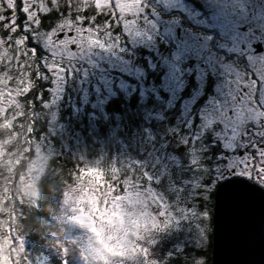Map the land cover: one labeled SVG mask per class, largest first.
<instances>
[{
    "label": "rangeland",
    "instance_id": "1",
    "mask_svg": "<svg viewBox=\"0 0 264 264\" xmlns=\"http://www.w3.org/2000/svg\"><path fill=\"white\" fill-rule=\"evenodd\" d=\"M191 1L168 0L167 5H162L161 0H131V3L116 0L122 20L130 11L125 32L131 34L127 37L131 47L117 54L123 60L113 59L99 49L89 51L84 46L82 62L90 61L95 66L89 79L86 82L53 80L50 72L41 71L43 82L40 87L43 91L40 97H36L38 89L24 96L33 88L29 83V72L35 71L36 63L32 55L25 57V48L15 43L5 47L8 41L0 42V264H55L54 258L64 259L65 256L74 257L77 264H155L156 260H163L164 264H190L195 259L194 251L201 250L196 244L201 222L194 218L181 219L178 226L163 234L158 219L162 212L156 208L159 206L163 210L165 204L162 200H165L179 218L181 213L176 211L177 208L193 207L188 193L194 191L190 182H195L200 175L193 171L200 160L199 153L203 150L207 151L204 152L206 155L223 159V153L217 152L216 147L227 149L231 145L224 139L227 128L214 126L220 109L217 111L209 103L200 110L203 123L198 113L193 124L199 127L190 125L184 133L180 124L182 105L177 101L176 112L167 111L161 93L156 95L151 108L144 104L142 95L137 99L139 105L136 107L122 104L124 111L131 110L122 112V115L104 108V102L116 97V91L122 100H126L127 93L136 86L135 49L137 46H142L145 51V47L149 48L147 40L140 38L155 30L153 20L160 25L163 34L164 20L170 16L183 17V27H179L178 34L177 27L173 28V43L180 47L186 42L184 33L188 29L213 30L221 14L235 7L225 0H193L197 5ZM106 2L87 0L88 4L98 6L106 5ZM132 4L136 7L133 8ZM90 9L89 13L92 12ZM73 11H81L78 0H73ZM104 11L110 9L104 7ZM54 35L55 32L51 34L52 44L45 48L41 63L48 67L51 63L69 65L77 60V56L67 55L70 48L65 49L53 41ZM163 67L156 68L161 75L157 87L169 97L171 92L162 81L164 73L170 69ZM100 80L105 86L103 95L94 84ZM41 98L40 104L31 105L33 99ZM129 117H138L139 120L133 122ZM259 118H264V106L262 110L253 109L250 113L252 121ZM176 127L181 128L182 140L195 145L191 164L188 155L191 148L164 140L168 129ZM145 133L154 136L162 148H168L166 163L155 162V153L164 160L160 148H156L151 157L144 156L145 146L141 141ZM206 134L209 140L204 143ZM88 137L98 146H92L90 142L86 144ZM79 143L83 153L92 154L88 159L83 154L86 164H97V169L89 165L85 170H75L76 177L70 183L69 180L60 181L54 224L59 229L66 225L68 231L64 230L58 238L49 234L43 236L41 242L33 240L23 225L22 209L29 210L35 203L37 182L49 171L48 159L57 154L73 157L77 152L75 145ZM205 144L207 147H203ZM141 173L148 176V181L142 177L133 179ZM52 174L56 175L54 169L50 171ZM122 176L125 177L123 180L120 179ZM195 207L199 208L198 205ZM205 207L208 209L207 203ZM75 208L78 213H74ZM76 216L89 222L95 237L92 243L87 235L86 244L77 231L80 229L71 225ZM74 229L78 235L72 233ZM193 235L196 240L191 239Z\"/></svg>",
    "mask_w": 264,
    "mask_h": 264
},
{
    "label": "snow or ice",
    "instance_id": "2",
    "mask_svg": "<svg viewBox=\"0 0 264 264\" xmlns=\"http://www.w3.org/2000/svg\"><path fill=\"white\" fill-rule=\"evenodd\" d=\"M123 2L131 3V0H123ZM225 2L235 7L221 14L217 27L208 32L188 29L184 33L186 42L180 47L173 43L175 36L173 28L183 27L181 16H170L164 20L166 27L163 29V34L160 25L153 20L156 35L148 33L144 37L155 50L148 53L152 60L151 65L146 64L144 69H136V73L142 75L145 71H155L161 65L170 69L164 73L162 81L171 92L169 97L164 98L165 107L175 108L179 97V103L182 105L180 124L184 133H187L190 125L199 127L198 124H193L198 113L203 123V114L200 110L211 102L213 96L217 97V104L224 101V96L218 91L220 85H228L238 94L235 97L228 96V100L234 99L237 104L241 102V97L250 96V107L259 106V92L264 91V0H225ZM78 3L80 12L73 11V0H0V42L7 40L8 44L5 47L14 43L24 47V56L31 54L36 62L35 71L29 72V83L33 84V88L24 93L25 97L34 89H38L36 97H40L43 91L40 87L43 82L41 71L45 74L50 72L53 80L86 82L91 69L95 66L90 61L82 62L84 46L89 51L99 49L110 54L113 59L121 60L123 57L117 54L131 47L127 38L131 34L125 32L130 11L124 14L122 20L116 0H107L106 5L99 6L96 3L88 4L87 0H78ZM161 4L167 5L168 0H161ZM89 7L95 10L89 13ZM104 7L110 11H104ZM132 7L135 8L136 5L132 4ZM137 15H139L138 10ZM53 20L56 22L53 23ZM53 32L57 42L65 49L70 48L67 55L78 57L73 63L69 65L51 63L48 67L41 63L46 54L45 48L52 44ZM78 49H81L79 53ZM186 62L187 67H185ZM17 66H20L19 57H17ZM214 69L219 70L218 80L211 94L204 99L203 92L208 87V77ZM97 84L96 90L103 95L105 86L102 80ZM228 91L227 87L224 88V93ZM81 95L83 96L84 93L82 92ZM147 96L148 93H143L141 99H146ZM40 102L42 98L33 99L31 105L34 107ZM233 114L230 109L229 115ZM164 140L183 143L185 147L191 148L192 151L188 155L189 164L192 163L191 156L195 151V145L182 140L180 127L168 129ZM141 143L145 146L144 156L151 157L156 148L162 149L164 160L159 158V153H155V162L166 163L165 154L168 148H162L154 136L145 133ZM149 148L151 150H148ZM217 152L223 153V159L220 156L213 158L211 155H206L203 150L199 153L200 160L193 171L200 175L195 182H190L194 191L188 193L193 207L177 208L176 211L181 213L179 218L170 210L165 200H162L165 204L163 210L159 206L156 208V211L162 212L158 219L159 230L163 234L170 228L178 226L181 219L194 218L200 221L196 244L201 250L206 245L209 231V213L205 207L207 198L215 194L217 199L219 187L225 182L239 181L249 185L248 181H252L249 186L264 187V118L248 121L244 124L238 139L227 149L217 148ZM141 177L148 181V176L144 173L133 176V179L140 180ZM124 178L120 177L121 180ZM196 205L199 206L198 209ZM54 260L55 264H77L74 257L65 256L64 259L54 258ZM155 264H164V261L156 260ZM190 264H205V261L198 256L191 260Z\"/></svg>",
    "mask_w": 264,
    "mask_h": 264
},
{
    "label": "water",
    "instance_id": "3",
    "mask_svg": "<svg viewBox=\"0 0 264 264\" xmlns=\"http://www.w3.org/2000/svg\"><path fill=\"white\" fill-rule=\"evenodd\" d=\"M249 185L225 182L213 194L211 264H264V192Z\"/></svg>",
    "mask_w": 264,
    "mask_h": 264
},
{
    "label": "flooded vegetation",
    "instance_id": "4",
    "mask_svg": "<svg viewBox=\"0 0 264 264\" xmlns=\"http://www.w3.org/2000/svg\"><path fill=\"white\" fill-rule=\"evenodd\" d=\"M192 3H194V2H192ZM89 9H90V7H89ZM90 11H92V9H90ZM183 29H185V28H183ZM178 31H179V27H177V29H176V34H178ZM151 34L153 36H155L156 35L155 30H152ZM147 35H148V33L147 34L144 33L143 37H141L140 39L145 40L144 37H146ZM53 41H57L55 39V35L53 37ZM148 47H149L148 49H147V47H145L146 51L144 49H142V46H137V48L135 49V63L137 64V68H139V69H144L146 64L151 65V63H152V60L149 57L148 53L154 51L155 49L151 45H148ZM106 67H107V64L104 65V68H106ZM185 67H187V62L185 63ZM159 71H161V70H159ZM218 75H219L218 69H214L210 73V75L208 77V87L203 92L204 99H207L208 96L213 91V86L216 83V81L218 80ZM159 76H161V75H158V72L156 70L155 71H145V72H143L142 75L137 74L136 86L133 88V90L129 94L127 93V95H128L127 99L122 100L119 97L120 94L116 91L115 92L116 97H112L110 100H106L104 102L105 103L104 108L110 109L112 107L111 105L113 102H117L118 103L117 106L120 109H123L125 107V106L121 107L122 104H125V103L130 108L136 107L135 105H139L136 101H137V99L140 98L139 96L142 95L143 93H148L147 98L144 99V104L146 106H148L149 108H151L152 105L155 103V100L157 97L156 95L158 93H161L160 96L163 99L168 97V95H166V93L160 92L161 89L157 87ZM97 77L100 78L101 76L97 75ZM97 82L98 81H95L94 84L98 85ZM111 87L113 88L114 85L112 84ZM226 87L229 89V91L227 93H224V88H226ZM218 91L219 92L222 91L221 94L224 96V101L220 104H217L216 103L217 97L216 96L212 97L210 104L211 105L213 104L212 106L214 107V109L217 108V111L220 109V112L218 113L219 117L215 120L216 124L214 123V126H216V127L219 126L221 128H227V129H225V132H224L225 133L224 139L229 140L228 142L230 144H232L240 136V134H241L240 131L243 128L244 124H246L250 120L252 121V119H250L251 111H253V109L262 110V106H264V91L259 92V106H257V107H250V102H251L250 96L249 97H241L240 98L241 102L239 104H237L234 99L228 100L229 95H231L233 97L238 95L237 93L232 91V89L228 85H220ZM177 101H179V97H177ZM252 103H255V102H252ZM214 109H213V111H214ZM230 109L234 113L233 115H229ZM171 110L176 112L175 108H167V111H171ZM214 112L216 113V111H214ZM195 121L196 120H194V122ZM208 140H209L208 138L204 137V141L208 142ZM218 147H216V150ZM204 152L207 153V151H204ZM248 182L250 184H252V181H248ZM256 188H258L259 190L264 192V187L256 186ZM206 196H207V194H206ZM207 204H208V209H209V210L207 209V211L209 213L208 236L210 234V240H211L213 194L210 198H207ZM263 234H264V223H263ZM191 239H196V236H194V235L191 236Z\"/></svg>",
    "mask_w": 264,
    "mask_h": 264
},
{
    "label": "trees",
    "instance_id": "5",
    "mask_svg": "<svg viewBox=\"0 0 264 264\" xmlns=\"http://www.w3.org/2000/svg\"><path fill=\"white\" fill-rule=\"evenodd\" d=\"M191 2H194V4L197 5L195 1L192 0ZM117 104V102H113L111 105L112 107L109 109V112H113V114L115 113L117 115H122V112L131 111H124V109H120ZM129 118L133 122L139 120L138 117ZM205 137L207 138V134L205 135ZM85 142L86 144L90 142L91 145H94L95 147L98 146V144H92V140L90 139V137H88ZM204 143H207V141H204ZM80 145L81 143L75 145L77 146V152L73 155V157L57 154L48 159V165L50 166L49 171L48 173L41 175L37 182V196H35V203L30 206L29 210L27 208L22 209L24 215L22 219L23 225L26 228L27 234L31 238H33V240H38L41 242L42 237L48 236L49 234L54 235L55 238H58L62 235L64 230L68 231L66 225H62L63 227L59 229L54 224V216L57 212L56 200L59 196L60 191V181L61 179L62 181L69 180L70 183L72 181V178L76 177L73 173L75 170H80L81 168H89V165L93 166L92 168L94 170L97 169V164H86L83 154L85 155L86 159L91 158L92 154L85 152L83 153L81 151L82 148L80 147ZM53 169L55 170L56 175H50V171H52ZM96 177L100 178L98 176ZM72 233L78 235L76 230H72ZM194 252L195 254H193V258H196L195 256H200L205 261V264H211L210 234L207 238L206 246H204L202 250H195Z\"/></svg>",
    "mask_w": 264,
    "mask_h": 264
},
{
    "label": "bare ground",
    "instance_id": "6",
    "mask_svg": "<svg viewBox=\"0 0 264 264\" xmlns=\"http://www.w3.org/2000/svg\"><path fill=\"white\" fill-rule=\"evenodd\" d=\"M74 213L77 212V209L75 208L74 210ZM78 213V212H77ZM72 218L70 219V222H71ZM73 224H71L73 227L77 228V229H80L82 231V233H85V235H88V241H90L91 243L93 242V239L95 238L93 233H92V229H91V226L90 224H88L89 222L86 221V219L84 217H74V220L72 221ZM93 228V227H92ZM79 230V231H80ZM95 243V242H94ZM98 244V243H96Z\"/></svg>",
    "mask_w": 264,
    "mask_h": 264
}]
</instances>
